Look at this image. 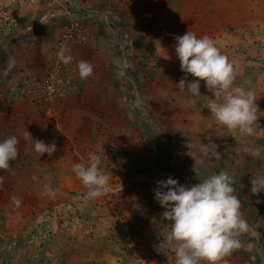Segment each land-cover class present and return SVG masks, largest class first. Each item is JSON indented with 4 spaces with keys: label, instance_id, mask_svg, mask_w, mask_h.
<instances>
[{
    "label": "rangeland",
    "instance_id": "1",
    "mask_svg": "<svg viewBox=\"0 0 264 264\" xmlns=\"http://www.w3.org/2000/svg\"><path fill=\"white\" fill-rule=\"evenodd\" d=\"M128 1L0 0V142L15 135L20 153L0 170V264H175L170 248L156 250L170 232L155 199L158 182L172 177L192 186L221 171L234 174L240 159L227 158L214 136L188 129L192 117L202 121L182 111L212 96H202L203 81L200 97L177 86L187 74L175 37L212 38L234 63V87L254 89L264 112V0H212L222 16L204 30L196 13L163 27L158 18H123ZM62 46L71 64L58 59ZM80 60L94 66L88 80L79 77ZM259 123L264 128V116ZM26 130L33 140L55 141V154L36 153ZM90 152L111 177L108 193L94 200L85 199L72 170ZM257 160L234 176L252 231L227 264H264V192L253 195L250 183L264 175ZM46 186L54 196L43 195Z\"/></svg>",
    "mask_w": 264,
    "mask_h": 264
},
{
    "label": "clouds",
    "instance_id": "2",
    "mask_svg": "<svg viewBox=\"0 0 264 264\" xmlns=\"http://www.w3.org/2000/svg\"><path fill=\"white\" fill-rule=\"evenodd\" d=\"M175 40L181 71L197 78L189 82L186 75L177 86L193 97H200L203 81L214 96L207 108L220 126L241 137L264 139V128L259 123L264 112L256 103L255 90L234 87L237 76L234 63L220 51L214 40L208 36L198 38L191 31L175 37ZM66 53L62 46L57 56L68 65L73 57ZM77 67L82 80L94 75V66L87 60L78 61ZM24 138L34 142V150L40 156L47 153L51 157L57 151L55 141L48 144L33 140L27 130ZM18 144L15 135L0 142V170L8 171L12 162L17 160L20 154ZM244 150L253 159L264 156V147H246ZM214 154L220 155L218 152ZM101 165V157L92 152L88 154L87 164L73 165V172L87 189L85 199L100 198L110 189L111 177ZM235 183L234 176L226 171L212 174L192 186L180 185L172 177L159 181L155 199L165 209L162 218L170 222V232L156 250L170 248L175 255V264H227L225 257L242 246L240 237L252 231L235 194ZM250 183L253 195L264 192V175L253 176ZM43 195L54 196L55 192L46 186Z\"/></svg>",
    "mask_w": 264,
    "mask_h": 264
},
{
    "label": "crops",
    "instance_id": "3",
    "mask_svg": "<svg viewBox=\"0 0 264 264\" xmlns=\"http://www.w3.org/2000/svg\"><path fill=\"white\" fill-rule=\"evenodd\" d=\"M190 2L195 3V6L191 5ZM198 2H200L199 5H197ZM211 3H212V0H132V2L128 1V3H124L127 6L126 7H124L125 5L122 6L124 10L123 12L120 13V15L123 18L130 17L132 16V14H134L133 16H136L138 19L139 18H142V19L158 18L161 21H160V24L157 26L163 27L164 21H165V26H168L169 21H171L173 18L177 16L189 18V16H192L193 14L196 13L197 18L204 19V25H203L204 27L201 26V30H204V28L206 29L207 26L211 24V22H209L211 21V19L215 20L216 18H220L222 16L221 11L215 9L214 6L212 8ZM69 13L70 15H72L70 10H69ZM73 16L76 17L77 13L73 14ZM145 22H149V21H145ZM26 32H28V29ZM88 52L95 54V55L100 54L97 51L94 52L93 50H88ZM207 92L210 93L206 89L202 96L205 97ZM210 94L213 99L214 98L213 94L212 93ZM210 100L211 99L208 98L205 100V102L210 101ZM189 101H195V100L194 98L193 100L190 98ZM201 103L198 107H195V108H193L192 105L189 104V108L182 111L183 116H188V118H190V113L194 111L198 115L197 119L198 120L200 119L202 121V123L199 122V124L196 123L195 125L196 120L194 117H192L193 119H190L191 120L189 121L190 128L188 129L191 130V129L197 128L199 132L203 133L202 136L204 135H206L205 137L214 136L212 138H214L215 141L217 140L218 142H220V144L222 145V148L230 154L227 158H229L230 160H233L235 158L236 160V157H237V159L245 161L243 164H241L243 161L236 160L232 164V168L234 170L233 176L240 175V170L250 169L248 167V163L250 164V167L254 168L255 161L257 164L258 160L253 159L251 156L248 155L246 151H245L246 155L241 157L240 156L241 147L243 149H245L246 147H264V143H262V146H260L261 144L253 142V138H252L251 142L249 143H245L243 141L242 144H239L240 135L238 133H230L226 131L222 126L217 125L218 123L211 117V112L208 111L207 107ZM82 105L86 107L87 103L83 102ZM195 109H198V111ZM262 126H264V123H262ZM227 155L228 154L225 153V156ZM262 159H263L262 163H264V156H262ZM202 179H205V178H202Z\"/></svg>",
    "mask_w": 264,
    "mask_h": 264
}]
</instances>
